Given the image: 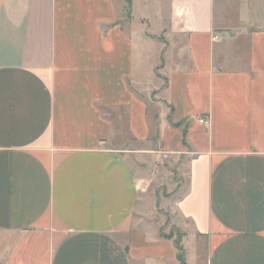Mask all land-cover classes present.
<instances>
[{
  "label": "crops",
  "instance_id": "obj_1",
  "mask_svg": "<svg viewBox=\"0 0 264 264\" xmlns=\"http://www.w3.org/2000/svg\"><path fill=\"white\" fill-rule=\"evenodd\" d=\"M159 210L264 264V0H0V264H179Z\"/></svg>",
  "mask_w": 264,
  "mask_h": 264
},
{
  "label": "rangeland",
  "instance_id": "obj_2",
  "mask_svg": "<svg viewBox=\"0 0 264 264\" xmlns=\"http://www.w3.org/2000/svg\"><path fill=\"white\" fill-rule=\"evenodd\" d=\"M157 59V52L152 51L150 53V59L147 62V68L149 69L150 66H154ZM146 77L148 79V73H146ZM150 79V78H149ZM150 106L151 103L155 101L154 98L150 99ZM144 173L146 177H149L150 180H148L145 184L144 190L141 194H149L152 201H151V207H154V201L155 196L157 195L158 199L162 201L163 199H169L171 195L179 194L178 189L181 186L182 188H186V179L179 171V168L177 166L176 159L166 158L161 163H157L155 165H152L150 167V170L148 168H145ZM183 189V190H184ZM164 204V203H163ZM165 205H163L164 208ZM158 213L160 214L161 223H165V227L162 229V237L165 238L167 236L177 238L180 233L179 231L174 230L171 228L169 220L164 218L166 215L165 210H159ZM182 235V234H181ZM183 236V235H182ZM184 248L187 249H194L195 243L191 240V238H188L187 240H184L183 242ZM193 247V248H192Z\"/></svg>",
  "mask_w": 264,
  "mask_h": 264
},
{
  "label": "trees",
  "instance_id": "obj_3",
  "mask_svg": "<svg viewBox=\"0 0 264 264\" xmlns=\"http://www.w3.org/2000/svg\"><path fill=\"white\" fill-rule=\"evenodd\" d=\"M127 1L130 5V0H127ZM165 239L173 240L174 237L167 236V237H165ZM182 241H183V236L181 234L177 238H175V240H174V245L177 249V259H178L179 264H187L186 250L183 247Z\"/></svg>",
  "mask_w": 264,
  "mask_h": 264
},
{
  "label": "built area",
  "instance_id": "obj_4",
  "mask_svg": "<svg viewBox=\"0 0 264 264\" xmlns=\"http://www.w3.org/2000/svg\"><path fill=\"white\" fill-rule=\"evenodd\" d=\"M200 122L201 123H206V119H201Z\"/></svg>",
  "mask_w": 264,
  "mask_h": 264
}]
</instances>
